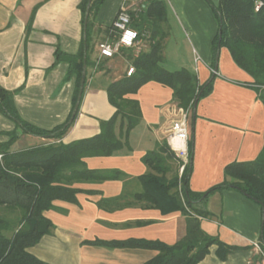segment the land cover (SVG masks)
<instances>
[{
	"label": "crops",
	"instance_id": "0c3cea01",
	"mask_svg": "<svg viewBox=\"0 0 264 264\" xmlns=\"http://www.w3.org/2000/svg\"><path fill=\"white\" fill-rule=\"evenodd\" d=\"M79 1L0 0V85L16 90L14 103L20 117L42 129L63 123L72 108L75 79L65 80L66 62H53L56 46L69 54L76 53L80 47ZM140 1L105 0L97 11L91 63L85 68L84 92L77 115L61 139L17 130L18 137L11 144V151L59 141L68 143L99 132L100 120L108 119L114 112L106 87L120 78L131 64L119 53L99 58L96 44L100 36H109L111 23L122 5L129 12H138ZM167 1L186 29L195 53L193 60L186 63L191 69L182 66V57L176 54L170 62L181 66L171 69L187 68L195 72L202 83L213 73L211 43L216 23L211 10L203 0ZM38 2L31 31L25 37V22ZM196 14L205 19V25L196 27ZM97 62L99 69H96ZM213 70L216 77L210 94L196 103L195 117L192 118L191 112L189 116V140H193L189 187L194 191H204L221 182L227 163L254 159L264 143V105L253 89L242 84L250 81V76L236 66L225 47L220 48ZM129 96L139 101L142 114L141 121L128 136L131 150L83 159L88 168L118 169L124 177L75 182L72 186L82 189L76 193V203L54 200L55 207L44 211L54 225L52 233L44 234L27 248L37 258L50 264H143L157 251L90 242L144 239L173 244L184 236L185 215L180 211L164 214L135 196L142 191L139 177L149 171L141 160L142 155L153 149L160 139H165L168 145L182 146L180 141L167 136L171 121L179 116L172 101V90L148 81ZM14 129V122L0 113V143L6 141L7 133ZM170 168L167 178L180 176V165ZM204 208L210 216L199 218L201 228L224 243L241 248L220 259L217 246L212 244L200 264H262V252L253 245L262 241L261 235L264 240V214L256 202L227 188L212 193Z\"/></svg>",
	"mask_w": 264,
	"mask_h": 264
},
{
	"label": "trees",
	"instance_id": "16d2710c",
	"mask_svg": "<svg viewBox=\"0 0 264 264\" xmlns=\"http://www.w3.org/2000/svg\"><path fill=\"white\" fill-rule=\"evenodd\" d=\"M104 1H79L82 38L76 53H65L58 46L55 48L53 64L66 62L65 80L75 79L72 108L63 123L51 129H42L25 121L14 103L16 90H8L0 85V113L12 120L16 128L7 133L6 141L0 143V264H50L27 250L44 234L52 233L54 225L44 215V211L55 207L54 200L76 203V193L82 189L72 186L75 182H100L124 177V173L118 169L88 168L83 159L131 150L128 136L141 121L142 114L139 101L129 94H135L148 81L158 82L172 90V101L176 107L190 109L193 118L195 101L197 103L212 90L216 73H210L200 83L196 73L187 68L168 70L163 66L167 5L164 0H141L140 11L129 12L131 26L140 33L146 31L148 36L144 38L139 52L135 53L134 48H122L119 52L133 66V72L127 75L126 70L120 78L107 85V99L114 107V112L108 119L100 120L99 132L68 143L59 141L11 151L10 146L18 137L17 130L59 140L74 121L79 105L72 118L71 113L83 65L86 68L91 63L95 15ZM257 4L259 6L255 9ZM39 5L40 2L32 7L25 22V37L31 31ZM213 10L218 27L211 43L212 68H216L220 48L225 47L236 66L250 76V81L242 84L253 89L256 98L264 105V0H218ZM99 68L98 63L96 69ZM85 84L86 75L84 87ZM187 151V161L180 176L167 178L170 162L181 165L183 161L165 139L156 141L154 148L141 157L149 171L139 177L142 191L135 195L145 201L147 206L157 208L164 214L180 211L185 215L186 229L182 238L173 244L144 239L92 241L90 244L156 250L157 253L143 264H200L212 244L217 246L216 253L220 259L241 248L224 243L218 236L207 234L201 228L199 218L210 216V212L204 208L208 197L227 188L235 189L256 202L264 214V143L254 159L227 163L223 169V180L204 191H194L189 187L192 139L188 141ZM261 238L259 245L264 253L262 235Z\"/></svg>",
	"mask_w": 264,
	"mask_h": 264
},
{
	"label": "built area",
	"instance_id": "2783aa9c",
	"mask_svg": "<svg viewBox=\"0 0 264 264\" xmlns=\"http://www.w3.org/2000/svg\"><path fill=\"white\" fill-rule=\"evenodd\" d=\"M258 6L259 4L256 5L255 9H257ZM147 36L148 34L146 31L140 33L131 26L130 13L126 7L122 5L111 23L109 36L97 43V55L99 58H110L118 54L122 48H134L135 53H137L142 48L144 38ZM132 72L133 66H129L126 71L127 75H130ZM212 72L216 73L213 69ZM178 110L179 116L171 121L167 136L168 139H176L182 144V146L169 145L173 152L182 159L183 163L180 165V169L182 170L188 157L187 144L189 141V116L191 111L190 109L183 108H178ZM253 245L261 250L258 243L254 242ZM261 252L262 264H264V253L262 250Z\"/></svg>",
	"mask_w": 264,
	"mask_h": 264
},
{
	"label": "rangeland",
	"instance_id": "374dc122",
	"mask_svg": "<svg viewBox=\"0 0 264 264\" xmlns=\"http://www.w3.org/2000/svg\"><path fill=\"white\" fill-rule=\"evenodd\" d=\"M168 7H169V14H168V22L166 24L167 28V37L165 39L164 43V49H163V66L165 68H168V70H172L173 68H178V66L181 65H172V62H170L171 57L176 54L180 55L182 57V66H190L189 64H186L187 62L190 63L193 60V56H195V53L192 51V48L188 42V33L186 29L182 25H180V22H178V19L176 18L175 14L172 13L171 5L170 3L165 0ZM204 3L209 7L211 10L210 14L213 17V21L216 23V31L218 27V19L217 16L213 10V7L217 6L218 0H203ZM196 21L195 25L196 27H200L201 25H205V19L201 17L200 14H196ZM216 34V32H215ZM101 38L99 40L104 39V35L100 36ZM174 66V67H173ZM172 68V69H171ZM192 66H190V69ZM173 165H176L173 162H170V167L173 168ZM170 168V169H171ZM264 220V216L262 218V221Z\"/></svg>",
	"mask_w": 264,
	"mask_h": 264
},
{
	"label": "water",
	"instance_id": "95a60500",
	"mask_svg": "<svg viewBox=\"0 0 264 264\" xmlns=\"http://www.w3.org/2000/svg\"><path fill=\"white\" fill-rule=\"evenodd\" d=\"M88 7H89V4L87 5V9H86V12H85L84 25H85L86 17H87V14H88ZM84 79H85V64L83 65V71L81 73V77H80V81H79L77 98H76V102H75V104L73 106V109H72L71 118L74 116V114L77 111V108H78V105H79V102H80V98H81V94H82V91H83V87H84ZM194 107H196V101L194 103Z\"/></svg>",
	"mask_w": 264,
	"mask_h": 264
}]
</instances>
